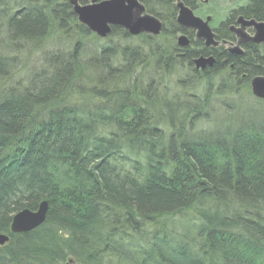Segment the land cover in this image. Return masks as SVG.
I'll return each mask as SVG.
<instances>
[{"label":"trees","instance_id":"trees-1","mask_svg":"<svg viewBox=\"0 0 264 264\" xmlns=\"http://www.w3.org/2000/svg\"><path fill=\"white\" fill-rule=\"evenodd\" d=\"M139 1L163 36L135 49L123 32L117 52L69 0H0V264H264V101L250 85L264 45L195 44L183 53L216 58L197 72L175 54V0ZM241 1L218 0L216 19L264 22V0ZM35 51L47 63L28 75ZM44 200L42 226L13 234Z\"/></svg>","mask_w":264,"mask_h":264},{"label":"water","instance_id":"water-1","mask_svg":"<svg viewBox=\"0 0 264 264\" xmlns=\"http://www.w3.org/2000/svg\"><path fill=\"white\" fill-rule=\"evenodd\" d=\"M209 1V0H208ZM70 4L74 8V14L78 17L80 24L87 27L97 37L107 39L113 28H123L130 35L138 36L144 34L158 36L163 30V24L154 17L146 14V8L138 0H91L90 4L81 6L78 0H71ZM177 23L182 28L195 31L198 38L205 41L206 46L217 47L220 43L216 42V35L211 28L212 18L206 20L197 16L185 3H178ZM238 39L241 43L253 42L255 44L264 43V22L254 19L245 20L239 17ZM253 28L254 36H248L247 29ZM178 45L186 48L190 45L188 37L180 36ZM229 52L236 56L243 53L240 46L230 48ZM216 59L214 57H200L195 61L198 69L214 68ZM252 95L264 101V75L258 76L251 81ZM49 203L43 201L37 210H22L12 219L11 232L16 235L30 233L42 226L48 215ZM10 242V237L0 233V246Z\"/></svg>","mask_w":264,"mask_h":264},{"label":"flooded vegetation","instance_id":"flooded-vegetation-1","mask_svg":"<svg viewBox=\"0 0 264 264\" xmlns=\"http://www.w3.org/2000/svg\"><path fill=\"white\" fill-rule=\"evenodd\" d=\"M64 1V0H63ZM100 2L101 1H106V0H99ZM139 1V0H138ZM218 0H175L174 3H173V7L176 9V17H175V20H176V23H177V19H178V3L179 2H183L185 3L188 7L191 8V10L199 17H201L202 19L206 20V18L208 17H211L212 18V23H211V28H212V31L213 33H215L216 35V42H219L220 44L217 46V47H214V46H206L205 44V41L198 38L197 36V33L195 31H192V30H188V29H184L182 28L179 23H178V30L175 32V37H176V42H175V45L177 46V49L179 47H181L180 45H178V38L180 36H187L189 41H190V45L186 48H191L193 47L195 44H199V46L203 49V51H210L211 54H215L217 53L218 49H223L227 54L231 53L229 52V49L230 48H234V47H238L240 46L243 53L245 54V46L253 43V42H248V43H241L239 42V39H238V30L241 28V24H238V19L233 22V23H229L227 25L226 23V26H225V21L224 19H228L229 17H231L233 15V13L231 12V10H226V11H222V13L220 14V17L222 19L219 20L216 19L215 17V14H214V9L215 11H217V7H216V3H217ZM78 3L82 6H85L87 4H90V0H78ZM246 3V2H242L240 0V5ZM211 11V13H209V11ZM241 17V16H239ZM245 19V18H244ZM246 20V19H245ZM162 22V21H161ZM163 24V23H162ZM118 29H123V28H118ZM165 30V25L163 26V31L164 32ZM247 35L250 37V36H254V31H253V28H250V29H247L245 30ZM146 36L150 37V38H153L155 35H148V34H145ZM255 44V43H253ZM257 45L258 47H260L261 45H264V43H261V45H258V44H255ZM186 48H179L178 51H180L181 49H186ZM232 55H234L233 53H231ZM242 54V55H244ZM202 55V54H201ZM203 57L205 58H208V57H214V55H209L208 57H206L205 55H202ZM236 56V55H234ZM181 57L184 58V56L181 55ZM216 59V58H215ZM196 67V66H195ZM210 68V67H208ZM205 69L202 71H207L208 70Z\"/></svg>","mask_w":264,"mask_h":264},{"label":"bare ground","instance_id":"bare-ground-1","mask_svg":"<svg viewBox=\"0 0 264 264\" xmlns=\"http://www.w3.org/2000/svg\"><path fill=\"white\" fill-rule=\"evenodd\" d=\"M243 17V16H242ZM122 30V31H121ZM119 31H121V32H118V35H113V30L111 31V33H110V35H108L107 36V39H109V41L111 40H113L111 43L114 45V47H116L117 48V52L119 51H121L122 49H128L127 48V46L125 45L126 43H125V41H127V42H130L132 45H131V47H133V48H135V49H138L137 47H135L134 45H136V46H140V49H142L141 48V43H138V42H136L137 40V38L138 37H141L142 35H138V36H134V35H130L126 30H124V29H120ZM163 31V30H162ZM91 32V31H90ZM123 32H127V34L129 35V37L127 38V40L125 39V41H123V40H119L118 38H119V36H120V34H124ZM92 34H94L93 32H91ZM95 35V34H94ZM96 36V35H95ZM163 36V32H161L158 36H154V37H162ZM97 37V36H96ZM131 40V41H129V40ZM134 44V45H133ZM258 45H261V44H258ZM179 48H181V47H179ZM188 48H186V49H181L182 51L180 52H178V51H175V54H176V56H178V57H181V55L182 56H187L188 55V59H191L192 58V62H193V65L195 66V61H197V59H199L200 57H203L202 55H198L199 53L198 52H195V53H192V52H189L190 54H187V55H185L183 52H184V50H187ZM150 49H145L144 48V51H143V56L144 57H149V55H150ZM180 53H183V54H180ZM186 53V52H185ZM119 54V53H118ZM47 54L45 55V54H42V56H40L39 58L38 57H35V60L36 61H38V62H36L35 61V66H37L36 68H35V70H39L40 69V64H39V62H41L43 65H46V60H47ZM195 56V57H194ZM30 57V59H33V55H31V56H29ZM28 57V58H29ZM152 71H157L158 70V68L159 67H157V61L154 59V61H150V63H149V66H148ZM175 70H174V73H176V72H179V69L176 67V68H174ZM198 70H201L202 71V69H198ZM198 70H197V68H196V71L198 72ZM40 71V70H39ZM103 76H101L100 78H98L97 79V81H99V80H101V78H102ZM20 78L21 77H18L17 79L18 80H15L14 82H13V87L14 88H17L21 93H24V92H26V90L28 89V87L30 86V85H25V87H24V82H23V80H20ZM258 100V99H257ZM45 201V200H44ZM43 202V201H42ZM41 202V203H42ZM47 202V201H46ZM41 205V204H40ZM39 205V206H40ZM25 210V209H24ZM37 210V209H36ZM22 211V210H21ZM31 211V210H30ZM34 211V210H33ZM12 223V222H11Z\"/></svg>","mask_w":264,"mask_h":264},{"label":"rangeland","instance_id":"rangeland-1","mask_svg":"<svg viewBox=\"0 0 264 264\" xmlns=\"http://www.w3.org/2000/svg\"><path fill=\"white\" fill-rule=\"evenodd\" d=\"M61 1H63V0H61ZM46 53H47V52H46ZM46 53L43 52V53H40V54H39V53H37V51H35V52L33 53V59H30V57H29V58L26 57V58H25V61L27 62V64L25 63V64H26L25 67L27 66V71H28V72H25V73H27V74L29 75L30 72L35 71V68L37 67V66H35V61H36V60H35V57H38V58H39L40 56H42V54H45V55H46ZM29 56H31V55H29ZM36 62H38V61H36ZM39 64H40V62H39ZM22 69H23V66H22V68H20V69L15 73L16 76H17V77L15 76V78H14L15 80H16L18 77H20V76L22 75V71H21ZM25 76H26V75H25ZM15 80H14V81H15ZM14 81H13V82H14ZM13 82H12V83H13ZM252 96H253V95H252ZM220 118H222V117H221V116H218V119H220Z\"/></svg>","mask_w":264,"mask_h":264}]
</instances>
